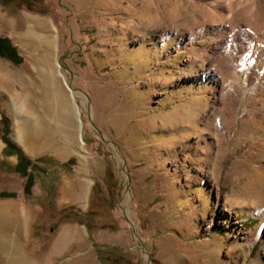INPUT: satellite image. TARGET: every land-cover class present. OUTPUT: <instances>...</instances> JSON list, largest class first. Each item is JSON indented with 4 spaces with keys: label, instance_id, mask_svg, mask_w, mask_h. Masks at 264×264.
Wrapping results in <instances>:
<instances>
[{
    "label": "rangeland",
    "instance_id": "374dc122",
    "mask_svg": "<svg viewBox=\"0 0 264 264\" xmlns=\"http://www.w3.org/2000/svg\"><path fill=\"white\" fill-rule=\"evenodd\" d=\"M216 1L223 0H40L37 10L0 4V36L8 35L23 56L21 64L0 57V193L17 194H0V201L26 210V225L21 209L14 221L22 228L18 237L27 229L31 258L50 254L67 224L57 209L74 206L71 216L89 215L103 231L85 235L91 260L60 257L64 240L49 264H264V116L250 106L248 78L238 111L223 112L220 92L231 73L217 80L208 70L212 55L191 49L188 24L219 21L209 15ZM29 16L49 18L59 34L58 61L81 110L83 148L76 126L70 141L60 139L58 104L44 110L52 94L19 36ZM251 29L260 38L264 22L254 20ZM54 87L71 103L61 77ZM16 106L31 119H46L50 131L33 133L28 124L20 141ZM2 116L10 122L7 137L26 156L48 157L39 163L48 172L36 170L30 195L26 177L8 169L17 156L3 153ZM43 139L54 146L40 150ZM70 158L72 172L56 175ZM75 178L92 181L87 198H73L79 186L70 192L67 184ZM1 229L9 230L6 220ZM101 241L113 261L96 254L93 243Z\"/></svg>",
    "mask_w": 264,
    "mask_h": 264
},
{
    "label": "bare ground",
    "instance_id": "6f19581e",
    "mask_svg": "<svg viewBox=\"0 0 264 264\" xmlns=\"http://www.w3.org/2000/svg\"><path fill=\"white\" fill-rule=\"evenodd\" d=\"M209 5L212 7L209 10L210 12L208 11L209 15L217 16L219 21L211 22L206 20V25L203 27H200L201 23L198 21L189 23V36L193 39L191 49L202 51L205 55L209 53L212 55L214 66H210L211 68L208 70L213 72L214 78H217V80H222L226 74L231 73V79L227 83H222L223 86L220 92V96L224 102L222 103L224 105L223 112L229 111L233 114L238 111L241 102L240 97L243 94L242 81L248 78V89L252 93V99L249 101L250 106L259 116H264V34H261L262 36L257 38L251 32L254 20L264 22V0H252L250 3L238 0H223ZM28 19L29 24L27 29L20 32L19 36L24 40L27 52L34 61L42 84L49 88V92L52 94V97H49L46 101L44 110L50 113L52 111V103L58 104L62 109L60 119L63 122L60 139L67 142L70 141L76 126L79 132L78 137L81 147L83 148L81 110L77 103L74 102L73 91L68 86L66 76L62 73L58 61L59 34L49 18L29 16ZM203 33L206 34V39H204L205 35ZM243 36H245V40L241 42ZM247 39H251L252 42H249ZM209 43L212 45L211 48L208 47ZM260 58L262 59L260 60ZM255 62L258 63L255 64ZM58 77H61L62 81L67 85L71 96V103L67 101V97L63 92H60L55 87L53 89L50 88L53 81L58 79ZM205 77L207 75H204L203 78ZM209 98L211 96H208L202 102L200 106L201 110H203L202 107L207 106ZM190 109L191 105L185 110H187L186 112H190ZM185 110H180V113L186 114ZM13 115L16 119L14 135L19 140L23 139V142H26L25 128L28 124L31 126L33 133L38 134L49 130L45 124L46 119H31L19 106L14 108ZM262 143L264 142H261L260 146L264 147ZM39 146L40 150L48 149L54 146V142L43 139L40 140ZM221 147L223 148V146ZM91 183L89 182V185ZM87 197L88 194L85 198ZM20 209L21 207L18 203L0 201V261L4 258V261L8 264H49L52 260V254H58L62 249L63 242L66 240L65 235L61 234L54 241L49 255L31 258L26 252V227H23L25 234L22 237H18L16 233L22 229L18 225V222L14 221L15 217H18ZM21 213L24 220L23 224L26 225L27 212L23 208L21 209ZM5 220L9 225V230L4 232L1 229V224ZM257 239L258 236H255L254 241ZM74 240L78 244V240Z\"/></svg>",
    "mask_w": 264,
    "mask_h": 264
},
{
    "label": "trees",
    "instance_id": "16d2710c",
    "mask_svg": "<svg viewBox=\"0 0 264 264\" xmlns=\"http://www.w3.org/2000/svg\"><path fill=\"white\" fill-rule=\"evenodd\" d=\"M11 2H15L19 8L24 6L29 10L41 9L39 5L40 0H0V4L4 7L9 6ZM0 56L11 60L15 64H21L23 62V56L19 53L17 47L12 43V40L8 36H0ZM1 123L3 125L2 127L3 134L1 138L6 143V146L3 149V153L6 156H11V155L17 156V162L14 165L9 166L8 169L16 173H19L23 177H26V181L24 185V193L30 195L32 194L33 186L35 185L37 179L36 170H41L45 174L48 172V169L46 170L45 167H40L39 165L40 162L43 163L49 162L47 161L48 157L40 156L35 159H31L28 156H26L23 150L17 145L13 144L7 137L10 127L9 118L7 116H2ZM74 162H75L74 158H70L65 162L59 163V165L63 169H70V165L73 164ZM0 194L6 197H14L17 195L16 192H1ZM74 211H75L74 206H69L63 209H57L56 213L65 216L67 221L85 224L90 234H93L94 232L98 231V228L95 226L92 217L88 215L87 218L89 219H87L84 216L80 215L79 213H76L77 216L73 217L71 215L74 214L73 213ZM88 213H92L91 208L87 211V214ZM96 251L99 258H101V261L102 260L113 261L112 258L109 259L110 256L108 254L111 252L109 248L96 244Z\"/></svg>",
    "mask_w": 264,
    "mask_h": 264
},
{
    "label": "crops",
    "instance_id": "0c3cea01",
    "mask_svg": "<svg viewBox=\"0 0 264 264\" xmlns=\"http://www.w3.org/2000/svg\"><path fill=\"white\" fill-rule=\"evenodd\" d=\"M1 36H8V35H1ZM13 44L15 45V43H13ZM1 58H4V57H1ZM4 59L12 62L11 60H9L7 58H4ZM12 63H14V62H12ZM63 162H65V161H63ZM63 172H70L71 173L72 169L59 170V171L55 172V174L59 175V176H63L64 175ZM76 184H78L79 188H78V190L76 189L74 194H73L74 199H84L87 194L89 195L90 185L86 179L75 178V179L71 180V182L67 184L69 186V189H71L70 192L72 191L73 188H75ZM76 193H78V194L76 195ZM66 207H69V206L61 207V209L66 208ZM65 223H67V224L60 229L58 236H56L58 238L61 234L65 235V239H66L65 241H66L67 246H68L67 252L65 254L61 255L60 257H62L64 255H71L73 253V255L76 257V258L75 257L74 258L78 259L80 261L91 260V255L89 254L88 247L86 246V243H85V235H88L89 238L90 237L93 238V237H97L98 236L97 234H99L100 232H103V231H96L93 234H90V232H89V230L85 224L71 222V221H65L62 224H65ZM74 239L78 240V244L74 242L75 241ZM54 240H53V242H54ZM53 242L51 243L50 247L52 246ZM96 244H99L103 247L110 248V246L108 245L109 244L108 242H104V241H101L98 243L94 242L93 246H94L96 254H97ZM58 257H59L58 254H52V260H51L52 263Z\"/></svg>",
    "mask_w": 264,
    "mask_h": 264
}]
</instances>
